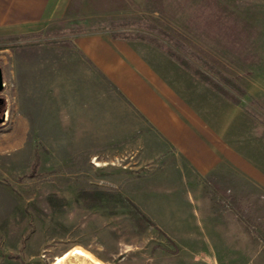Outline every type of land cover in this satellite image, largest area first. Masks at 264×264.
<instances>
[{
  "label": "rangeland",
  "instance_id": "rangeland-1",
  "mask_svg": "<svg viewBox=\"0 0 264 264\" xmlns=\"http://www.w3.org/2000/svg\"><path fill=\"white\" fill-rule=\"evenodd\" d=\"M224 1L195 39L176 38L150 18L104 24L165 50L192 76L185 98L199 94L183 109L199 113L188 143L199 157L178 167L133 166L141 161L115 150L91 160L71 149L74 136L49 133L47 87L37 84L52 73L53 50L69 43L48 32L0 38V264H53L72 249L60 264H164L166 257L177 264V247L159 229L160 204H175L165 191L178 187L164 179L184 171L221 219L231 212L250 239L264 243V0Z\"/></svg>",
  "mask_w": 264,
  "mask_h": 264
},
{
  "label": "crops",
  "instance_id": "crops-1",
  "mask_svg": "<svg viewBox=\"0 0 264 264\" xmlns=\"http://www.w3.org/2000/svg\"><path fill=\"white\" fill-rule=\"evenodd\" d=\"M224 7V0H0V38L48 32L69 43L53 50L52 73L37 84L47 87L49 133L74 136L71 149L91 160L115 150L141 161L133 166L178 167L199 157L188 143L200 116L183 109L199 94L185 98L192 76L165 50L113 35L104 24L150 18L176 38L195 39ZM171 176L164 180L178 189L165 193L176 202H161L159 229L177 247V264H264V243L250 239L231 212L221 219L198 179L187 171Z\"/></svg>",
  "mask_w": 264,
  "mask_h": 264
},
{
  "label": "bare ground",
  "instance_id": "bare-ground-1",
  "mask_svg": "<svg viewBox=\"0 0 264 264\" xmlns=\"http://www.w3.org/2000/svg\"><path fill=\"white\" fill-rule=\"evenodd\" d=\"M74 249H72L71 251L65 252L63 255H61L60 257H57L54 260L53 264H60L62 263L69 255H71V253L73 252ZM91 256L89 254L86 253L85 258L89 259Z\"/></svg>",
  "mask_w": 264,
  "mask_h": 264
},
{
  "label": "water",
  "instance_id": "water-1",
  "mask_svg": "<svg viewBox=\"0 0 264 264\" xmlns=\"http://www.w3.org/2000/svg\"><path fill=\"white\" fill-rule=\"evenodd\" d=\"M3 87L4 85H3V79H2V70L0 68V92H2ZM4 118H5V114L3 115L2 119H0V124L3 122Z\"/></svg>",
  "mask_w": 264,
  "mask_h": 264
},
{
  "label": "flooded vegetation",
  "instance_id": "flooded-vegetation-1",
  "mask_svg": "<svg viewBox=\"0 0 264 264\" xmlns=\"http://www.w3.org/2000/svg\"><path fill=\"white\" fill-rule=\"evenodd\" d=\"M2 106H3V102H2V100L0 99V119H2V117H3V115H4V110H3Z\"/></svg>",
  "mask_w": 264,
  "mask_h": 264
},
{
  "label": "trees",
  "instance_id": "trees-1",
  "mask_svg": "<svg viewBox=\"0 0 264 264\" xmlns=\"http://www.w3.org/2000/svg\"><path fill=\"white\" fill-rule=\"evenodd\" d=\"M213 88L215 89V90H217L218 91V88H217V86H214L213 85ZM34 167H36L37 166V162L35 161L34 162V165H33ZM134 208H135V206H134ZM140 213V212H139ZM140 215H142V214H140ZM142 217H143V219H146L143 215H142ZM147 220V219H146ZM14 258H17L16 256H14Z\"/></svg>",
  "mask_w": 264,
  "mask_h": 264
}]
</instances>
